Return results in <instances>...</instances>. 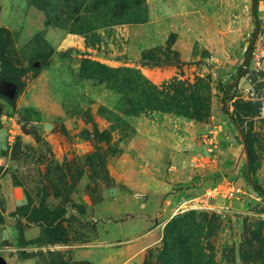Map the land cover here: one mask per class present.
Listing matches in <instances>:
<instances>
[{
	"label": "rangeland",
	"instance_id": "1",
	"mask_svg": "<svg viewBox=\"0 0 264 264\" xmlns=\"http://www.w3.org/2000/svg\"><path fill=\"white\" fill-rule=\"evenodd\" d=\"M256 6L244 67L252 0H0V263L91 264L140 219L138 264H264Z\"/></svg>",
	"mask_w": 264,
	"mask_h": 264
},
{
	"label": "crops",
	"instance_id": "2",
	"mask_svg": "<svg viewBox=\"0 0 264 264\" xmlns=\"http://www.w3.org/2000/svg\"><path fill=\"white\" fill-rule=\"evenodd\" d=\"M13 193V190H12ZM110 221V220H109ZM114 221V220H113ZM124 222V221H123ZM120 225L122 222H118ZM98 224H101L98 223ZM117 225V223L115 224ZM131 228V235H133V240L126 241L125 245H121L124 238H127V234L123 233L121 234V231L119 232L118 237L112 238L110 241L107 239L106 241H103L102 239L99 240L95 239L91 243L87 244H79L77 246H72V255L77 259L78 261L86 260L90 261L91 264H138L140 255L142 254L140 251L144 249L145 245H140V241L142 238V235H140V232L143 230L148 229L150 226V222L147 223L146 220H133L130 223ZM122 227V226H121ZM154 232V231H150ZM137 235L135 238L134 236ZM153 235H156L155 233ZM154 243V244H153ZM150 245H155V241ZM58 245V244H56ZM48 248L52 247V244L47 245ZM63 248L68 249L70 244L65 243L60 245ZM45 247V245H44ZM107 256L106 262L103 261V256ZM26 260V259H25ZM24 262H21V264ZM25 264V263H24Z\"/></svg>",
	"mask_w": 264,
	"mask_h": 264
},
{
	"label": "built area",
	"instance_id": "3",
	"mask_svg": "<svg viewBox=\"0 0 264 264\" xmlns=\"http://www.w3.org/2000/svg\"><path fill=\"white\" fill-rule=\"evenodd\" d=\"M258 113L260 114L261 117L264 118V102L261 103L260 107H258ZM211 193L209 192L210 195H219L222 194L225 197H229V199H235L236 194L238 192V188L233 186V184H230L225 181H220L212 185L210 189Z\"/></svg>",
	"mask_w": 264,
	"mask_h": 264
},
{
	"label": "water",
	"instance_id": "4",
	"mask_svg": "<svg viewBox=\"0 0 264 264\" xmlns=\"http://www.w3.org/2000/svg\"><path fill=\"white\" fill-rule=\"evenodd\" d=\"M256 9H257L256 0H252V12H253V17L255 18V22H256V30H255L254 35H253V37H252V39L250 41V44L248 46V50H247V53H246L245 61H244V64H243L244 67L248 66V63H249V60H250V55H251V52H252V47H253V45L255 43V40L257 38V35H258L259 23H258V20H257ZM235 125L238 128V130H239V132L241 134V137L244 140V146L246 147L245 133L242 131V129L238 126V124L236 122H235ZM246 164H247V176L250 178L251 177V173H250V170H249V155H248L247 151H246ZM0 264H3V263H0Z\"/></svg>",
	"mask_w": 264,
	"mask_h": 264
},
{
	"label": "trees",
	"instance_id": "5",
	"mask_svg": "<svg viewBox=\"0 0 264 264\" xmlns=\"http://www.w3.org/2000/svg\"><path fill=\"white\" fill-rule=\"evenodd\" d=\"M258 1L259 0H256V3H258ZM259 21V20H258ZM253 48H254V45H253V47H252V51H253ZM247 52V51H246ZM233 78H235V74L232 76ZM223 94H225V90H223ZM223 100V99H222ZM225 103V102H224ZM228 108H226V104H223V111H224V113H226L227 115H229L230 116V114L228 113V110H227ZM234 121V120H233ZM235 122V121H234ZM247 165V164H246ZM246 180H247V182L254 188V190L258 193V194H260V195H264V189L260 186V185H258L257 184V181H256V178L255 177H253L252 175H251V177L249 178L248 176H247V174H246ZM170 243V242H169ZM168 242L166 243V246L165 247H168L170 244H169ZM168 251V250H167Z\"/></svg>",
	"mask_w": 264,
	"mask_h": 264
}]
</instances>
